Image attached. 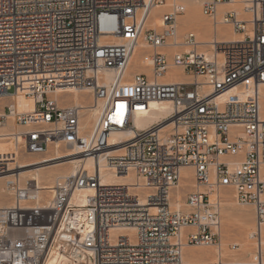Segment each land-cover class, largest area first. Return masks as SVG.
I'll list each match as a JSON object with an SVG mask.
<instances>
[{
  "label": "built area",
  "instance_id": "2783aa9c",
  "mask_svg": "<svg viewBox=\"0 0 264 264\" xmlns=\"http://www.w3.org/2000/svg\"><path fill=\"white\" fill-rule=\"evenodd\" d=\"M230 1L203 3L216 33L203 42L195 27L180 33L182 0H0V140L14 143L17 157L64 148L62 158L94 160L49 189L10 182L13 204L0 207V264H43L59 232L62 250L82 259L88 252L90 264H225L183 256L186 245L221 243L223 188L254 206L250 239L255 263L264 264V0L243 8L249 20L221 9ZM158 6L162 26H147ZM222 25L243 39H219ZM141 41L147 70L127 76ZM175 69L188 80L164 81ZM59 74L67 80L52 77ZM248 80L255 85L249 99L224 97ZM73 91L92 105L73 104ZM21 95L35 100L34 111L20 110ZM162 101L172 112L139 127ZM9 122L19 130L1 131ZM117 131L132 134L114 143ZM2 156L0 174L10 168ZM185 167L194 190L175 209L171 193ZM106 174L131 181L106 184ZM82 192L84 202H75Z\"/></svg>",
  "mask_w": 264,
  "mask_h": 264
},
{
  "label": "bare ground",
  "instance_id": "6f19581e",
  "mask_svg": "<svg viewBox=\"0 0 264 264\" xmlns=\"http://www.w3.org/2000/svg\"><path fill=\"white\" fill-rule=\"evenodd\" d=\"M190 1L192 3L193 2H200V0H186V2H188V3H190ZM249 1L250 0H232L226 4H223L221 6V9H233V8H234V10L238 9L237 11L240 12V14L242 15V18L249 20L250 15L245 13L243 10V8L246 5H248ZM162 11H163V7H161V6L154 7L151 10L147 26H150L153 28H158V27L162 26V21L159 17V13ZM194 17L195 16L193 14H191V15L189 14V16L185 19V22L186 23L187 22L188 23L194 22L195 21ZM194 24L196 25L195 28H197L199 30L200 37H202L203 42H210L214 39L216 33L210 27L209 24L198 22V21H195ZM223 27H220L219 31L217 33V37L219 39H222L224 41H236V40L243 39L244 36L242 34L237 33V32H231L229 30H226V28L224 29ZM144 48H146V44L141 41L133 53L130 66H129L127 73H126L127 76L132 75L136 71H146L147 70L146 64L141 60L142 52H143ZM171 74H175V73H168V75L163 80L164 81H185V80H187V77H185L184 75H182L180 73L176 72V74H178V75L174 76V77H172ZM108 75H112V74L109 73ZM52 77H55L60 81L66 80L65 75H62V74L54 75ZM34 78H36V77H34ZM30 80H31V78L26 79V81H30ZM254 89H255L254 83L251 80H248L244 84L239 85L237 87H234L233 89H231L230 91L225 93L224 97L229 99V100L249 99L251 97ZM125 91H129L128 87L125 88ZM72 93H73V98H74L73 104H80L82 102H88L84 99V97H83L84 94L82 95L80 92H77V91H73ZM88 103H90V105H92L91 101H89ZM18 105H19V108L21 111L31 112V111L35 110V100L33 98L24 97L23 95L20 96ZM261 107H262V111L264 112V90H261ZM151 108H152V110H150V112H149L150 118L148 120H143V119L137 120V125L139 127H145V126L155 122L157 119H159L161 117L168 116L173 110V106H172V103L170 101L153 102L151 104ZM93 118H94V114H89V116L86 119L87 124H90V122L92 121ZM10 123L11 122H9V124L7 126L2 128L1 131L14 132V131L19 130V126L16 125V123H13V122H12V124H10ZM131 134L132 133L129 131L128 132L117 131V132L113 133L111 139L114 143H118V141L120 139H122L124 137H128ZM16 151H17L16 148L13 151H11L6 146L0 147V153H2L3 156L10 155V154L14 153L15 157H16ZM50 151H52V153H54L53 151H57L56 153H54L56 155H54V154H52V156H50L51 154L48 155L50 153ZM50 151L45 154L46 156L48 155L47 156L48 158H45L46 157L45 156L44 157L45 159H42V160L39 159V160H35V161H32V160L21 161L17 165L9 164L10 168L7 169L4 173L0 174V191H1L0 193L8 192L9 195H11L10 189L8 187L7 188L1 187V185L5 179H10L11 177H14L16 175H17V178H20L21 180H22L21 176H27V177L29 176L28 178L26 177L27 179H25L24 181L22 180V181L28 182L31 184H36L42 188L49 189L51 187V185H46V186L44 185L43 186V183L48 182V181H52L53 177L56 176L57 174H60V175H57V177H60L63 175L75 173L76 168L78 167V164L80 162L85 163L87 168H92L94 165L93 158L81 159L80 158L81 155H74V153H70V155H72V156H70L69 158L61 159L64 156H63V154H58V152L60 151V148L59 149H52ZM19 157L21 158L22 155L21 156L18 155L17 158H19ZM73 165H75L74 168L70 167ZM55 167L56 168L59 167V169L57 168L56 170H54L53 168H55ZM49 169H52V170H49ZM18 170H23V171H21L20 173H14V171H18ZM57 177H55V178H57ZM54 180L52 181V183L54 182ZM130 181H131V177H126L124 175L111 176V175L106 174L103 177V182L106 184L130 182ZM194 185H195V183L193 180L192 168L191 167L183 168L181 183H180L179 187L192 188V187H194ZM176 190H174L171 193V197L173 200V208L182 209L186 206L185 200L181 197V191H178V193H176ZM8 193H6V194H8ZM221 193H220V196H221ZM85 194H86V192H82L80 195H76L75 202H78V201L84 202L83 198L86 196ZM223 196H224V198H223ZM223 196H221V197L225 201L222 200V202L224 201V203L226 204V207H227V205H229V203H230V195L227 192ZM1 198H2V196H1ZM2 204L3 203H1L0 207H5L9 203L7 205L6 204L2 205ZM226 210H227V208H226ZM228 211H229V209H228ZM238 214H239L238 215V221L236 222V225H238V226H236V227L239 228L238 231H240L241 234L245 232L244 235H246L247 234L246 231L249 229L248 228L249 227L248 216L246 215V213L244 211H241V210H240V213H238ZM221 229H220L221 243L219 244V246H217V248H213V247L211 248V246H214V245H210V247L207 246V247H199V248H194L193 246L186 245L184 247V250H183L184 259L188 262H191V263H211V262H215V261L219 260V258L223 259L224 255H225L223 245L226 242V239L227 238L229 239V237H227V236H229L230 232H232L234 229H232V228H226V229L224 228L223 229L222 228V217H221ZM124 230L125 229H120L119 232H124ZM234 232H235V230H234ZM236 233L237 232H235V234ZM249 234L251 235V233H249ZM250 235H249V238H250ZM236 236H237V234H236ZM243 238L244 237H242V239L238 238L239 240H236V238H235V240H234L235 244L234 245L236 248H238V250H241V253L243 252V256H244L248 252L251 251L250 250L251 248L249 246L250 243L248 244V241H246V240L244 241ZM245 238H247V237L245 236ZM64 239H65L64 233L59 232L58 235L55 237V243H54V245L50 251V255L45 259L43 264H84V263L90 264V261H89L88 256H87L88 252H84L85 258L82 259V256L75 258V257H73V255H70V253L63 251L62 247L65 244ZM74 256H76V255H74ZM224 263L226 264L225 260H224ZM238 264H255V257L253 255V260H248V261H244V262L238 261Z\"/></svg>",
  "mask_w": 264,
  "mask_h": 264
},
{
  "label": "rangeland",
  "instance_id": "374dc122",
  "mask_svg": "<svg viewBox=\"0 0 264 264\" xmlns=\"http://www.w3.org/2000/svg\"><path fill=\"white\" fill-rule=\"evenodd\" d=\"M206 0H200V2H191L190 1V3H188V2H186V0H182V2H183V4L186 6V9H187V11H186V13H185V15H183L182 17H180L179 18V29H180V33H183V31L186 29V27H188V26H192V27H195L196 25L194 24L195 23V21H198V22H202V23H206V24H209L210 25V27L213 29V27H212V19L211 18H209V17H206L205 15H203V13H202V6H203V3L205 2ZM165 8H163V10H164ZM233 10H234V8H233ZM235 10H238V9H235ZM189 14L191 15V14H193L195 17V21L194 22H185V19L189 16ZM224 26V27H223ZM221 27H223L224 29L226 28V30H229V31H231V32H235L234 30H233V27L231 26V25H222ZM225 30V31H226ZM202 36V35H201ZM201 39H202V37H201ZM143 42V41H142ZM145 43V42H144ZM146 44V43H145ZM146 48H148L149 49V47L147 46V44H146ZM180 73V74H182V75H184L183 73H181L182 72V70L181 69H175L174 71H171V72H169V73ZM185 77H187V80H188V76L187 75H184ZM67 80V79H66ZM185 80V79H184ZM83 95V94H82ZM83 97H84V99L86 100V101H91V99H89V97H87V96H85V95H83ZM73 99L74 98H72V100H71V102L73 103ZM68 102L70 103V100H68ZM10 124H12V122L10 123ZM12 128V127H11ZM2 146H6L7 148H9L11 151H13L16 147H15V144L14 143H12V142H9V141H6V140H4V141H2V140H0V147H2ZM54 153H56L57 151H53ZM60 152V153H59ZM58 152V154H64L65 153V149L64 148H60V151ZM54 153H52V151H50V153L48 154V155H50V156H52V154H54ZM44 155V156H43ZM47 155V156H48ZM54 155H56V154H54ZM19 156H21V154L19 155ZM46 155L45 154H29V153H25V154H22V157L20 158H17V156L15 157V154L13 153V154H10V155H6V156H2V158L1 159H4L5 161H7L9 164H11V165H13L14 164V160H16L17 161V163L15 164V165H17V164H19V162H21V161H30V160H32V161H35V160H42V159H45V158H48L47 156L45 157ZM45 157V158H44ZM60 159V158H59ZM62 159H65V158H62ZM70 167H72V168H74L75 167V165H73V166H70ZM58 169H59V167H57ZM56 167L55 168H53L54 170H56L57 169ZM61 168V167H60ZM49 170H52V169H49ZM21 171H23V170H18V171H14V173H20ZM57 175H60V174H57ZM57 175L56 176H54L53 177V179H52V181L55 179V177H57ZM15 177H17V175L16 176H14V177H11L10 179H5L3 182H2V185H1V187H9V185H10V182H11V180H13ZM27 176H21V178H22V180L24 181L25 179H27L26 178ZM193 180H194V176H193ZM52 181H48V182H45V183H43V186L45 185H51L52 184ZM192 190H194V188L192 187V188H189V187H187V188H182V187H179L177 190H176V193H178V191H181V197L185 200V197H186V195L190 192V191H192ZM226 191V192H225ZM1 192V191H0ZM222 193H221V196H223L225 193H227L228 192V194L230 195V203H229V205H227V207H226V204L224 203V199H222V200H224L223 202H222V208H221V217H222V228L224 229H226V228H232V229H234L235 230V232H237L236 234H237V236H236V234H235V232H234V230L232 231V232H230V235L229 236H227V237H229V239L227 238L226 239V242L224 243V245H223V248H224V260H225V262H226V264H238V261L239 262H244V261H248V260H253V255H255V251H256V245H255V243L249 238V233H251V231L254 229V227H255V225H256V216H255V208H254V206L253 205H242V204H240V203H238V201H237V199H236V193H235V191L232 189V188H223L222 189V191H221ZM3 193V192H2ZM2 193H0V198H1V196H2V198L0 199V205H1V203H3L2 205H7L8 203V205L7 206H10V204L12 205L13 204V199H12V195H9V193L8 192H6V193H8V194H6L5 192L2 194ZM224 193V194H223ZM223 198H224V196H223ZM7 202V203H6ZM231 206V207H230ZM226 208H227V210H226ZM228 209H229V211H228ZM240 210L241 211H244L245 213H246V215L248 216V224H249V229L246 231V233L248 234H246V235H244V233H242L241 234V232L240 231H238L239 230V228L238 227H236V226H238V225H236V222L238 221V213H240ZM236 227V228H235ZM222 230V229H221ZM239 232V233H238ZM233 235H232V234ZM235 234V235H234ZM239 234V235H238ZM242 235V236H241ZM236 238V240H239L238 238H241L242 239V237H244L243 239H244V241L246 240V241H248V244L250 243V252H248L246 255H244L243 256V252L241 253V250H238V248H233V246H234V244H235V238ZM245 236L247 237V238H245ZM238 237V238H237ZM232 239V240H231ZM250 241V242H249ZM217 246H219V245H214V246H211V248L213 247V248H217ZM194 248H199V247H196V246H193ZM205 247H207V246H205ZM208 247H210V246H208ZM241 247V246H240ZM241 253V254H240ZM250 253V254H249ZM252 257V258H251ZM249 258V259H248ZM247 259V260H246ZM256 264V263H255Z\"/></svg>",
  "mask_w": 264,
  "mask_h": 264
}]
</instances>
